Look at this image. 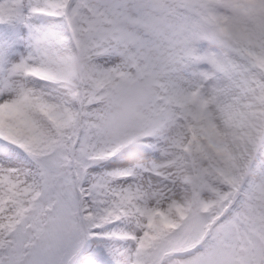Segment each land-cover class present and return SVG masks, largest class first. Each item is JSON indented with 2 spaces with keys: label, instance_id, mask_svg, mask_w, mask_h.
<instances>
[{
  "label": "snow or ice",
  "instance_id": "1",
  "mask_svg": "<svg viewBox=\"0 0 264 264\" xmlns=\"http://www.w3.org/2000/svg\"><path fill=\"white\" fill-rule=\"evenodd\" d=\"M0 264H264V0H0Z\"/></svg>",
  "mask_w": 264,
  "mask_h": 264
}]
</instances>
